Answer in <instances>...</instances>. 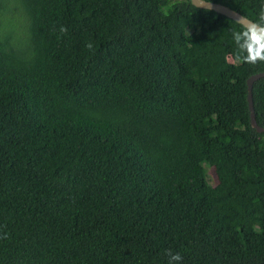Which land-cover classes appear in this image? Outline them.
<instances>
[{
	"label": "trees",
	"instance_id": "16d2710c",
	"mask_svg": "<svg viewBox=\"0 0 264 264\" xmlns=\"http://www.w3.org/2000/svg\"><path fill=\"white\" fill-rule=\"evenodd\" d=\"M260 72L190 0H0V264H264Z\"/></svg>",
	"mask_w": 264,
	"mask_h": 264
},
{
	"label": "water",
	"instance_id": "95a60500",
	"mask_svg": "<svg viewBox=\"0 0 264 264\" xmlns=\"http://www.w3.org/2000/svg\"><path fill=\"white\" fill-rule=\"evenodd\" d=\"M190 1L192 2V4L194 6H196L198 8L213 10V11H215L221 15H224V16L236 21L237 23L243 25L244 27H246L250 31L256 33L260 37L264 38V28L262 26L256 24L252 20L248 19L247 17L243 16L241 13H239L237 11H235V10L225 6V5L218 4L215 2H211V1H206V0H190ZM260 78H264V72L254 74V75L250 76L246 81V84H247V102H248V109L250 112V124H251V127L256 129V131L259 133L263 132L264 130L257 125L256 120H255L253 103H252V86H253V83Z\"/></svg>",
	"mask_w": 264,
	"mask_h": 264
},
{
	"label": "rangeland",
	"instance_id": "374dc122",
	"mask_svg": "<svg viewBox=\"0 0 264 264\" xmlns=\"http://www.w3.org/2000/svg\"><path fill=\"white\" fill-rule=\"evenodd\" d=\"M7 21H4V23H6ZM206 174H207V178L210 184L214 185L216 183V177L215 174L213 172V168L212 166H209L206 168Z\"/></svg>",
	"mask_w": 264,
	"mask_h": 264
}]
</instances>
